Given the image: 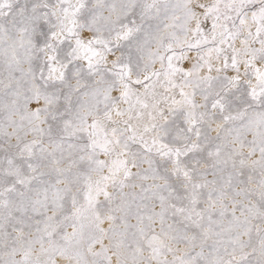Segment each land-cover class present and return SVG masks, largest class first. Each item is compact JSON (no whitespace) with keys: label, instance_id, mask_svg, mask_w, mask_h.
<instances>
[{"label":"snow or ice","instance_id":"obj_1","mask_svg":"<svg viewBox=\"0 0 264 264\" xmlns=\"http://www.w3.org/2000/svg\"><path fill=\"white\" fill-rule=\"evenodd\" d=\"M0 264H264V0H0Z\"/></svg>","mask_w":264,"mask_h":264}]
</instances>
